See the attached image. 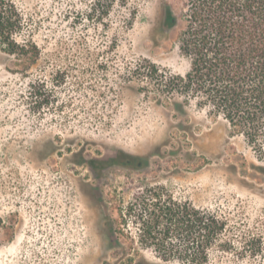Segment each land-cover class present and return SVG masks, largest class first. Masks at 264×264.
Wrapping results in <instances>:
<instances>
[{
  "label": "rangeland",
  "instance_id": "obj_1",
  "mask_svg": "<svg viewBox=\"0 0 264 264\" xmlns=\"http://www.w3.org/2000/svg\"><path fill=\"white\" fill-rule=\"evenodd\" d=\"M8 1L41 56L25 72L0 41V264H198L180 231L163 243L132 224L157 197L227 223L203 264H264L254 151L165 88L190 70L185 0H119L104 20L89 16L97 0ZM167 4L180 21L164 37ZM132 204L115 241L109 216Z\"/></svg>",
  "mask_w": 264,
  "mask_h": 264
},
{
  "label": "trees",
  "instance_id": "obj_2",
  "mask_svg": "<svg viewBox=\"0 0 264 264\" xmlns=\"http://www.w3.org/2000/svg\"><path fill=\"white\" fill-rule=\"evenodd\" d=\"M119 0H97L90 17L104 20ZM180 33V50L190 62L184 76H173L165 88L182 96L197 98V105L208 108L241 135L254 151L257 164L252 168L264 177V0H185ZM179 17L167 4L160 22L166 37L179 24ZM25 30L22 13L8 0H0V41L4 51L22 64L25 72L40 59L41 50L31 39L16 38ZM130 164V163H129ZM143 207H146L144 201ZM140 205V204H139ZM141 206V205H140ZM146 212L134 216L142 237L157 240L164 232L163 243L171 231L193 245L198 264H203L210 249L227 226L216 215L188 203L175 204L162 197L152 199ZM135 204L116 219L109 216V229L119 242L132 216ZM163 257L167 258L166 253Z\"/></svg>",
  "mask_w": 264,
  "mask_h": 264
}]
</instances>
